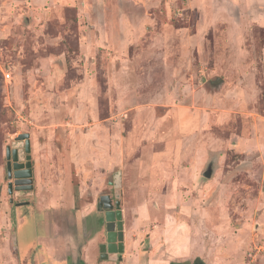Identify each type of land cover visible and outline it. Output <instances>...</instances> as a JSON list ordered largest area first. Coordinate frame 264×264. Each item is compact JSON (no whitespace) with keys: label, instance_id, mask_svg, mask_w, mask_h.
Here are the masks:
<instances>
[{"label":"rangeland","instance_id":"rangeland-1","mask_svg":"<svg viewBox=\"0 0 264 264\" xmlns=\"http://www.w3.org/2000/svg\"><path fill=\"white\" fill-rule=\"evenodd\" d=\"M21 134L43 179L61 175V148L84 157L72 168L89 172L97 209L109 176L153 159L159 190L173 173L186 190L178 217L195 249L264 264V0H0V211L11 230L6 147ZM16 214L25 261L36 233L27 204Z\"/></svg>","mask_w":264,"mask_h":264},{"label":"crops","instance_id":"crops-1","mask_svg":"<svg viewBox=\"0 0 264 264\" xmlns=\"http://www.w3.org/2000/svg\"><path fill=\"white\" fill-rule=\"evenodd\" d=\"M61 149L59 163L63 166L57 180L43 179L47 174H37L32 168V190L14 195L17 201L12 196L15 225L19 206L16 203L27 200L36 233L25 261L18 256L15 225L11 230L9 217L0 211V264H220L225 261V257L213 260L204 254V249H195L191 224L178 217L183 212L181 206H186L182 201L183 194L187 196L186 190L180 189L174 173L168 178V187L159 190L155 184L159 176L153 175L154 162L150 158L142 164L138 159L134 173L120 171L124 250L118 261L104 259L100 246L106 241V229L104 220L102 225L98 222L104 218V212L96 207V189L85 182L89 172L83 175L78 173L79 169L72 168L74 162L83 164L84 157L63 154L66 150ZM98 164L94 165L99 167ZM135 180L137 183L133 184ZM106 194L115 201L114 189L112 194ZM153 196L159 202L152 203ZM157 210L162 216L158 223L152 216Z\"/></svg>","mask_w":264,"mask_h":264},{"label":"water","instance_id":"water-1","mask_svg":"<svg viewBox=\"0 0 264 264\" xmlns=\"http://www.w3.org/2000/svg\"><path fill=\"white\" fill-rule=\"evenodd\" d=\"M220 81L217 78L213 83ZM7 159V176L14 178V181L8 182L7 191L11 196L9 201L13 203L14 185H21L22 189L17 190L16 195H23L32 190V161H31V144L28 134L19 135L11 145L6 147ZM213 168L208 167L204 172V177H211ZM108 184L113 186L115 201L109 194L100 195L98 209L104 212V222L106 229V241L101 243L100 252L104 259L118 261L124 250L123 246V222L122 211L120 208L121 196V172L116 171L109 176ZM24 185V186H23ZM28 186L27 189L24 187ZM17 205L28 204V201H19Z\"/></svg>","mask_w":264,"mask_h":264},{"label":"built area","instance_id":"built-area-1","mask_svg":"<svg viewBox=\"0 0 264 264\" xmlns=\"http://www.w3.org/2000/svg\"><path fill=\"white\" fill-rule=\"evenodd\" d=\"M11 73H9V72H6V73H4V79L5 80H10V78H11Z\"/></svg>","mask_w":264,"mask_h":264},{"label":"trees","instance_id":"trees-1","mask_svg":"<svg viewBox=\"0 0 264 264\" xmlns=\"http://www.w3.org/2000/svg\"><path fill=\"white\" fill-rule=\"evenodd\" d=\"M103 220H104V218H99V219H98V222H99V224H101V225H102V223H103Z\"/></svg>","mask_w":264,"mask_h":264},{"label":"flooded vegetation","instance_id":"flooded-vegetation-1","mask_svg":"<svg viewBox=\"0 0 264 264\" xmlns=\"http://www.w3.org/2000/svg\"><path fill=\"white\" fill-rule=\"evenodd\" d=\"M208 167H212V165H211V164H209V165H208ZM208 167H207V168H208Z\"/></svg>","mask_w":264,"mask_h":264}]
</instances>
